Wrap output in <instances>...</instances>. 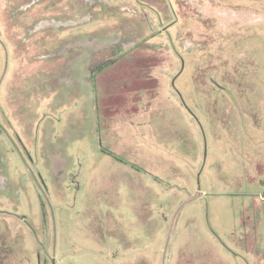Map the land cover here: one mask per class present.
Masks as SVG:
<instances>
[{
    "label": "rangeland",
    "instance_id": "obj_1",
    "mask_svg": "<svg viewBox=\"0 0 264 264\" xmlns=\"http://www.w3.org/2000/svg\"><path fill=\"white\" fill-rule=\"evenodd\" d=\"M49 2L0 0V264H264V0H63L25 38Z\"/></svg>",
    "mask_w": 264,
    "mask_h": 264
},
{
    "label": "trees",
    "instance_id": "obj_2",
    "mask_svg": "<svg viewBox=\"0 0 264 264\" xmlns=\"http://www.w3.org/2000/svg\"><path fill=\"white\" fill-rule=\"evenodd\" d=\"M47 0H22V3H23V9H25V12L26 11H29V4H32V5H44V3L46 2ZM63 0H50L49 2V5L50 8H49V13L52 14V15H55L56 13V9H55V6L56 4H59L60 5V2L62 3ZM65 1H68V0H65ZM85 2H87V5L89 4V1H92V0H84ZM67 6V10L69 9V11L71 13H75L76 11L74 10V5L72 7H69L68 5ZM60 12V11H59ZM30 13V12H29ZM19 14V13H18ZM23 15H24V12L23 14L20 13V17L23 18ZM63 15V17H62ZM74 15V14H72ZM9 18H13L12 15H7ZM6 16V17H7ZM58 17V18H57ZM10 18V20H12ZM41 18V17H40ZM66 16L64 14H56L55 17L52 16L50 18H41L39 21H36V26L33 27L32 29H29V28H26V25L24 24V19L20 20V24L22 25V28L20 27H16L18 30H21L24 32L25 34V38H35L37 39L39 42L43 41L44 40V35L46 36V33L49 34L51 33L52 31H63V30H66L68 29L69 26H72L74 24H78L80 22L78 21H73V19H65ZM8 20V19H7ZM66 20H69V21H66ZM81 20L83 23L87 22L89 19H87V16H84L82 15L81 17ZM23 23V24H22ZM72 24V25H70ZM14 27V26H13ZM28 27V26H27ZM15 28V29H16ZM44 44L45 46V42L42 43V45ZM45 47H48V46H45ZM65 50L66 49H69V50H79L81 53H83L84 55H87L89 54L90 52L94 51V48L92 47V45H90L89 43L87 44V40L86 39H82L80 41H73L71 43H67L65 45ZM50 49H47L46 51L44 52H41L39 54V56H45L48 54V51ZM59 52V51H58ZM45 53V55H44ZM62 53V52H61ZM49 56H46V57H43L44 59L45 58H48Z\"/></svg>",
    "mask_w": 264,
    "mask_h": 264
},
{
    "label": "crops",
    "instance_id": "obj_3",
    "mask_svg": "<svg viewBox=\"0 0 264 264\" xmlns=\"http://www.w3.org/2000/svg\"><path fill=\"white\" fill-rule=\"evenodd\" d=\"M154 131H156V128H153ZM152 131V130H151Z\"/></svg>",
    "mask_w": 264,
    "mask_h": 264
}]
</instances>
